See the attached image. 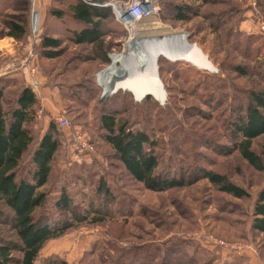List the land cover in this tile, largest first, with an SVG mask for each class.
Returning a JSON list of instances; mask_svg holds the SVG:
<instances>
[{"label":"rangeland","instance_id":"374dc122","mask_svg":"<svg viewBox=\"0 0 264 264\" xmlns=\"http://www.w3.org/2000/svg\"><path fill=\"white\" fill-rule=\"evenodd\" d=\"M127 1L101 0L107 13L101 21L108 59L104 62L102 51L95 46L75 44L61 34L68 26L56 22L51 11L67 10L68 0H0V79L12 81L9 91L29 87L35 94L43 110L29 125L36 141L49 130L50 123L57 131L59 148L49 182L42 187L48 196V212L56 215L54 202L63 190L73 205L85 211L93 206L109 212L101 224H82L49 241L36 264H43L52 254L71 264L119 260L139 264H264V233L251 228L252 206L264 184V170H255L239 155L228 126L233 103L245 101L251 90L264 89L260 0H213L208 4L154 0L160 6L154 20L161 27L153 25L155 21L148 22L150 29L140 25L143 30L138 40L144 44L148 37L173 33L176 42L195 43L219 69L211 73L164 53L156 55L159 76L168 93L164 106L152 97L135 102L128 92L110 95L111 78L106 82L99 79V73L113 64V54L135 58L136 42L132 41L137 38L130 40L129 28L117 21L111 6ZM177 4L191 8L188 20L173 18L172 6ZM10 22L24 24L28 37L9 39ZM48 35L60 40L58 49L40 46ZM259 47L262 51L257 53ZM150 50L149 46L142 49L143 56ZM50 53L56 56L46 57ZM116 67L119 71L122 62ZM241 71L246 76H240ZM103 111L115 112L128 120L131 130H144L160 142L155 148L160 171L168 169L172 176L180 175V162L193 163L226 175L251 196L234 198L207 179L194 181L191 175L186 180L192 183L180 188L146 189L127 175L101 140L99 117ZM60 114L69 120L68 127L59 126ZM76 132L86 135L88 151L76 152L70 146L69 139ZM251 148L264 161V135L254 139ZM30 153L23 163L29 162ZM100 178L118 195L116 199L96 193ZM2 219L0 216V238L9 239L11 232Z\"/></svg>","mask_w":264,"mask_h":264},{"label":"trees","instance_id":"16d2710c","mask_svg":"<svg viewBox=\"0 0 264 264\" xmlns=\"http://www.w3.org/2000/svg\"><path fill=\"white\" fill-rule=\"evenodd\" d=\"M196 1L208 4L213 0ZM94 2L101 3V0ZM66 4L67 10L51 11L55 20L68 26L63 27L61 34H66L75 44L95 46L102 51V60L108 62L101 26L102 19L107 17L104 8L84 0H68ZM258 4L264 13V0ZM172 11L175 20L186 21L191 8L177 4L172 6ZM8 27L9 36L17 40L28 37L27 27L22 23L10 22ZM60 45V40L51 35L43 37L40 42L44 49H58ZM260 51L262 47L257 49V53ZM48 55L46 57L52 58L56 53ZM262 59L261 65H264V54ZM240 76H246V73L241 71ZM10 82L8 78L0 79V216L2 220L5 219L12 237L0 238V264H36L49 241L82 224H101L106 221L109 212L93 206L85 211V208L73 205V199L64 190L54 202L56 215L48 212V196L42 187L49 182L59 148L57 131L50 123L49 130L35 140L29 125L39 110L36 96L29 87L9 91ZM232 111L234 113L228 123L232 145L251 167L263 171L264 161L251 146L254 139L264 135V89L251 90L245 101L233 103ZM99 127L102 131L100 138L111 149L113 158L120 162L132 180L148 190L165 191L183 187L192 183L186 180L191 175L194 181L207 179L220 192L234 198L248 199L251 196L248 190L230 181L226 175L193 163L183 165L180 162V175L172 176L168 169L160 171L159 155L155 149L160 142L144 130H131L128 120L119 118L115 112L103 111L99 117ZM30 150L29 162L23 163ZM184 169L189 170L184 172ZM96 193L111 200L118 196L103 178L98 180ZM251 228L264 233V184L258 190L252 206ZM43 264L71 263L52 254L44 259ZM111 264L139 263L119 260Z\"/></svg>","mask_w":264,"mask_h":264},{"label":"water","instance_id":"95a60500","mask_svg":"<svg viewBox=\"0 0 264 264\" xmlns=\"http://www.w3.org/2000/svg\"><path fill=\"white\" fill-rule=\"evenodd\" d=\"M192 44L194 46L187 53L188 55L175 59L186 61L200 70L218 73L219 69L212 63L208 56L195 43ZM147 67L146 70L140 68L137 71L132 68L130 71H125L113 77L110 83L111 94H115L118 91L128 92L135 102L152 97L160 106L166 105L168 93L164 82L159 76L157 59L152 63V66L150 64Z\"/></svg>","mask_w":264,"mask_h":264},{"label":"bare ground","instance_id":"6f19581e","mask_svg":"<svg viewBox=\"0 0 264 264\" xmlns=\"http://www.w3.org/2000/svg\"><path fill=\"white\" fill-rule=\"evenodd\" d=\"M154 21H155L154 18H150L146 20L145 22L150 23ZM127 24L129 25V23ZM153 25L160 26L156 23V21L154 22ZM172 34L173 33H166L163 35L148 37L149 40H145L144 44H143L144 41L141 42L140 40H138L140 38L138 34L136 36L137 39H134V41H132V42H136L135 47H134V52H133L135 55V58L132 55L124 59L125 57H122L121 54H113L112 55L113 64L107 69L103 70L101 73H99V79H101L103 82H106L110 80V78L112 79L113 77L125 71L132 70V68L133 70H136V71L139 70L140 68L146 70L148 68L147 65L150 66L151 64L152 66V63L156 60V55L161 54V53H164L165 55H167V57L169 56V58L170 57L177 58V57H183V56L188 55L187 53L191 51L194 45L188 44L187 42H184V41L176 42L175 41L176 37H174ZM146 46H149L151 50L149 51L148 54L143 56L142 49H144ZM118 62H122V67L119 69V71H118V68L116 67V64ZM103 78H106V79H103ZM110 83H111V80L108 84L107 92L109 94H111Z\"/></svg>","mask_w":264,"mask_h":264},{"label":"built area","instance_id":"2783aa9c","mask_svg":"<svg viewBox=\"0 0 264 264\" xmlns=\"http://www.w3.org/2000/svg\"><path fill=\"white\" fill-rule=\"evenodd\" d=\"M84 1L91 3L95 6H106L105 2L97 3L94 2V0ZM111 6H113V8L115 9V17L117 21L121 25L129 28L130 40H133L141 32V30L150 29V25H148L149 23L145 21L150 18L157 17L160 13V6L154 0H128L125 3L117 2L115 6L111 4ZM127 23H129V25ZM140 25H142L144 28L141 29ZM33 83L35 84V80ZM42 114L43 110L39 109L36 112V117H40ZM57 121L61 128L69 126V120L62 114L58 116ZM69 143L72 149L76 152H85L89 150V144L86 140V135L83 133L76 132L74 134L73 139H69Z\"/></svg>","mask_w":264,"mask_h":264},{"label":"crops","instance_id":"0c3cea01","mask_svg":"<svg viewBox=\"0 0 264 264\" xmlns=\"http://www.w3.org/2000/svg\"><path fill=\"white\" fill-rule=\"evenodd\" d=\"M55 20V19H54ZM56 22H57V20H55ZM60 32V31H59ZM54 37V36H53ZM9 39H13V37L12 36H10V38ZM51 113V112H50ZM52 114V113H51ZM53 115V114H52Z\"/></svg>","mask_w":264,"mask_h":264}]
</instances>
